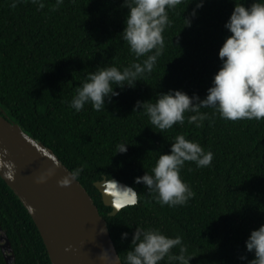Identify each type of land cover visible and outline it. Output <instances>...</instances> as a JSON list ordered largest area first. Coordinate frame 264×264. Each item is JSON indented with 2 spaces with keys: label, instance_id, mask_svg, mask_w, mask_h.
I'll list each match as a JSON object with an SVG mask.
<instances>
[{
  "label": "trees",
  "instance_id": "trees-1",
  "mask_svg": "<svg viewBox=\"0 0 264 264\" xmlns=\"http://www.w3.org/2000/svg\"><path fill=\"white\" fill-rule=\"evenodd\" d=\"M10 2L0 0V108L70 171L84 165L76 179L106 220L121 263L137 224L168 236L181 234L193 256L189 264H245L241 254L251 259L243 242L250 229L264 223V119L231 121L217 115L199 128L185 120L161 131L139 108L132 112L137 99L154 100V94L169 89L203 98L220 64L217 50L229 34L223 24L234 2L250 0H204L190 26H183L182 17L194 2L182 0L169 12L172 24L163 32L165 47L152 71L134 88L125 86L105 111L86 105L78 112L68 101L87 72L136 59L119 38L127 8L120 6L122 0H63L56 8L50 7L55 0H44L39 9L32 0H18L14 8ZM177 133L210 149L213 158L203 168L186 161L180 177L193 197L181 206H161L133 178L150 171ZM118 142L127 143L124 153H114ZM102 175L132 186L137 203L108 215L110 206L92 183ZM0 228L16 264H51L30 214L1 177ZM122 232L128 237L121 239Z\"/></svg>",
  "mask_w": 264,
  "mask_h": 264
},
{
  "label": "clouds",
  "instance_id": "clouds-1",
  "mask_svg": "<svg viewBox=\"0 0 264 264\" xmlns=\"http://www.w3.org/2000/svg\"><path fill=\"white\" fill-rule=\"evenodd\" d=\"M17 2L11 0L9 7L14 8ZM62 2L55 0L50 7H59ZM181 2L122 0L120 6L126 7L127 12L119 38L127 44L129 53L136 59L120 67L108 64L87 72L68 101L69 107L77 112L86 105L96 111L104 110L105 104L112 102V98L118 96L125 86L134 88L135 82L142 81L141 78L152 71L165 47L163 32L172 24L169 12ZM190 2H194V7L187 16L182 17L183 26H190V18L197 15L196 9L202 6L204 0H188L186 4ZM32 3L37 9L44 7V0H32ZM223 27L229 34L217 50L220 64L203 98L196 93L189 96L183 90L169 89L154 94V100L137 99L132 112L139 108L150 124L161 131L170 129L174 124H183L185 120L199 128L203 121L211 122L210 117L217 115L231 121L264 119V0H250L247 5L234 2ZM201 109L212 111L209 113ZM126 145L124 142L116 143L114 153H124ZM0 155L7 156V149L0 150ZM212 158L210 149L177 133L169 144V151L159 152L150 171L135 176L133 182L142 183L145 190L153 194L152 199L161 206H181L194 195L190 185L180 177L181 168L186 161L193 162L196 168L210 167ZM83 168L81 164L66 172L57 183L68 185ZM0 169H3V177L13 179L15 166L12 160L0 158ZM43 179V176L38 177L37 182ZM102 190L115 211L135 205L138 201L133 187L121 185L112 179L104 180ZM28 210L32 209L29 207ZM134 226L129 242L131 247L126 249L124 264H160L161 261L164 264H189L193 256L187 253V245L181 234L168 236L157 227ZM128 235L127 232L120 234L121 239ZM243 244L244 251L252 253V258L247 259L241 254L239 260L245 261V264H264V223L250 229Z\"/></svg>",
  "mask_w": 264,
  "mask_h": 264
},
{
  "label": "water",
  "instance_id": "water-1",
  "mask_svg": "<svg viewBox=\"0 0 264 264\" xmlns=\"http://www.w3.org/2000/svg\"><path fill=\"white\" fill-rule=\"evenodd\" d=\"M2 149H7V156L0 155V158L12 160L15 172L9 180L2 176L3 169H0V177L30 214L51 264H122L106 220L91 195L77 179L66 186L59 185L57 180L70 170L51 149L6 117L3 110L0 112ZM41 176L43 181L37 182ZM105 179L128 184L114 176L102 175L93 180L102 203L110 206L109 197L102 190ZM116 212L110 206L107 214ZM5 252L6 264H11V254L6 249Z\"/></svg>",
  "mask_w": 264,
  "mask_h": 264
},
{
  "label": "flooded vegetation",
  "instance_id": "flooded-vegetation-1",
  "mask_svg": "<svg viewBox=\"0 0 264 264\" xmlns=\"http://www.w3.org/2000/svg\"><path fill=\"white\" fill-rule=\"evenodd\" d=\"M7 238V240L9 241L7 235L5 234L4 230L2 228H0V264H6V252L5 249L8 253L11 254V258H12V262L11 264H16L15 262V255H14V251L12 249L11 246V242L9 241V243H5V239ZM2 246H6V248H3Z\"/></svg>",
  "mask_w": 264,
  "mask_h": 264
}]
</instances>
